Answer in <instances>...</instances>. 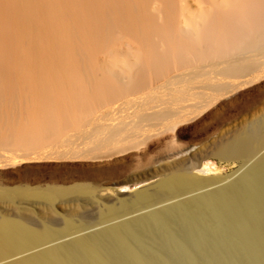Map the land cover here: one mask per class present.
I'll use <instances>...</instances> for the list:
<instances>
[{"label":"bare ground","instance_id":"6f19581e","mask_svg":"<svg viewBox=\"0 0 264 264\" xmlns=\"http://www.w3.org/2000/svg\"><path fill=\"white\" fill-rule=\"evenodd\" d=\"M156 81L173 96L145 103ZM262 82L264 0H0V146L18 165L86 162L50 168L51 186L0 191L12 213L0 215V264H245L239 248L264 264ZM256 85L261 100L225 118L217 102ZM212 106L213 137L194 114ZM196 119L206 142L177 145ZM211 157L239 168L210 175ZM133 183L144 186L125 197Z\"/></svg>","mask_w":264,"mask_h":264},{"label":"rangeland","instance_id":"374dc122","mask_svg":"<svg viewBox=\"0 0 264 264\" xmlns=\"http://www.w3.org/2000/svg\"><path fill=\"white\" fill-rule=\"evenodd\" d=\"M121 44H122V42H121ZM124 45H126V44L124 43ZM124 45H122L123 48H125ZM262 83H264V82H262ZM159 85H161L160 84V81H156V82L152 83V85H150L144 91V92H149V91L155 90L151 94L153 96L151 98V100L144 101L145 103L151 102L152 104H158V103H162V102L168 100L169 98H171L173 96L172 94H169L167 91L164 92V90L167 87L158 88V87H160ZM257 86L258 85L252 86V87H249V88H244V89L242 88L241 89L242 91L239 89L234 94H232V93L229 94L231 96L227 95V96L222 97L223 98L221 100L222 102H220V100H219L217 103L218 104L221 103V105L225 109L226 112L223 109L224 113L227 114V115L226 114L224 115L225 118L227 117V119L231 120L232 117L234 118V116L235 117L239 116V112L241 111V108L243 106H245L247 104H253V103H256V102L260 101L261 100V93H260V91L255 90V87H257ZM131 92L132 91L129 92L130 93L129 95L132 94ZM159 93H160V96H158ZM129 95L127 94V97H128V99H131V98H129ZM228 96H229V98H228ZM131 97H132V99L134 98V96H131ZM234 97L236 98V100L234 99ZM126 98H123L122 100H126ZM231 99H233V100H231ZM230 100L232 101V103H231ZM120 101H121V99H119L117 101V103H112L111 105H107L105 107L104 106H99L100 108L99 109L97 108L96 113L93 114L92 117H95V115L96 114H99V113H105L106 111L110 110L112 107H114V106L118 105L119 103H121ZM144 102L143 101H139V102L134 103L133 104V108L130 109L129 111H133L136 107L140 106ZM213 107L214 106H212V108ZM263 107H264V105H259V109L260 108H263ZM209 109H211V107ZM209 109H207L208 111H204L203 113L201 112L203 114V116H206V118L205 117L203 118L201 116V113H199V112L198 113L196 112L194 114L195 115L197 114V116L199 115V117H198L199 120H201L200 118H202V120L204 119V121H206L205 124H207V123L209 125L213 124L211 126V129H210V132H209L211 134L208 133L209 136L212 135V137H213V136L216 135V130H215V128H213V127H215V123H214L215 121L213 119H210L209 118V115L212 112V110H214V108L211 109V110H209ZM204 113H205V115H204ZM207 118H209V119H207ZM198 119L194 120L196 122L193 121L194 123L193 122L192 123L190 122V124L187 123V124L181 126L178 129V133L180 134V136L176 140L177 145H179V146H186V145H188V144H190L192 142L193 143L196 142L195 144H199L198 145V147H199L202 143H205L206 142V141H203L202 142V139L205 140V138L207 137V135H204L202 132H200V131L197 132L198 130L197 131L195 130V127L194 126L198 122ZM208 120H209V122H207ZM235 123H238V121L235 122ZM232 124L230 123L231 126H232ZM231 126H228V127H231ZM225 127H224V129H225ZM228 127H226V128H228ZM161 137H158V138L156 137V138H153L152 139L151 142L154 143L153 144L154 146L150 148V150H149V152L147 154V157H155V156H157L160 152H162L166 148V146L162 145L161 143L166 144L167 142H170L171 141V134H168V135H166L163 138H161ZM159 140H161V143L160 142H157ZM159 144H161V145H159ZM3 147H6V146H0V154H2L4 156V159H5V157L7 158V160L5 159L7 163H9V162L10 163L7 164L4 161L3 158H0V161H3V162H0V165H2V166H0V191H6V190L16 189V188H29V189H34L36 187H43L44 188L46 186H51V185H53V182L50 180V176L54 175V173H52V170L53 169H50V168H52V167L54 168V167H56V166H58V165H60L62 163L63 164L66 163L65 165H68V166H74L75 165V167H79L82 164H85L86 163L84 161H74V160L69 159L67 161L66 160H59L60 162L59 161L57 162V160H56V162H54L55 160H53V161L51 160L50 162H48L49 160H47V162H46V160H42L41 161L42 163L40 161L39 162L36 161L37 163L35 161H34L35 163L33 161H31V162L28 161V162L25 163V165H18V163H14V162L10 161V155L11 156L12 155L14 156V154L18 150L16 151L15 150L16 148H12V150H13L12 151V150H9L11 148H9L8 146L7 147L9 149H7V148L4 149ZM80 147L82 149L83 146H80ZM83 148L85 149L86 147H83ZM17 153H19V151ZM21 154L22 153L20 151V154H18V155H21ZM2 155H0V157H3ZM15 155H17V154H15ZM7 156H9V157H7ZM8 160H9V162H8ZM205 163H207L206 165H210L211 168H212V169H210V172L211 173L210 172L208 173L210 175L215 172L214 174L218 173L220 175L222 174L224 176H227V175L233 174L239 168V165L238 164H235V165H233V163L232 164L231 163L229 164L227 162H224V161L222 162V160H219L217 158H212V157L209 158V159H207L205 161ZM6 164L9 165V166L6 167ZM13 164H14V166H13ZM128 164H131L132 166L135 167L137 165V161L132 160ZM24 166L42 167L43 169H40V171L34 172L33 174H31V172L29 173L28 171H21V172L15 174L17 172V170H19L21 167H24ZM9 167H11V168H9ZM214 167L216 169H218V170H216ZM35 177H38L40 179L43 178V179L41 181H39L38 183H36V182H33L31 180V178H35ZM153 178H154V174L153 173H151L149 175L145 174L143 180H146L148 182L146 184H149V182H153V180H154ZM143 184L141 185V184H134L133 183V184L129 185V187L127 189H125V190L122 191L123 192V195L125 197H127L128 195L133 194L134 192L137 191V189L142 188L144 186ZM104 187L105 188H111L112 189L114 186L111 185V184H107ZM108 193L109 194H107V195H103V197H109L110 199H112V202H114L117 199V195L114 192H112V191H109ZM106 203H108V202H106ZM37 205H34V203H27V204H19L17 207H20L19 209H21L22 211H28V210H30L28 212H30L34 217H36L37 214L40 213V206L38 205L39 208L38 207H35ZM60 207H59V205H56L55 206V208H56L55 210H56L57 213H59L61 215L62 213H64V210H63V207H61V208ZM10 210H11V207H10ZM10 210H9V207L7 205H4L3 207L0 206V215L1 216L5 215V214H10L11 215L12 213L10 212ZM12 218H14V216H12ZM213 241H214V237L210 236L209 237V242L212 243ZM238 253L240 254L239 256L242 257L241 259L243 260V262L245 264H251V262L244 257V255H243V253H242V251H241L240 248H239Z\"/></svg>","mask_w":264,"mask_h":264}]
</instances>
